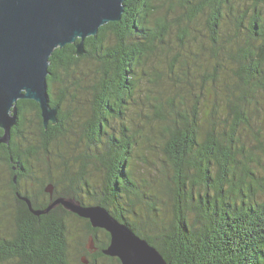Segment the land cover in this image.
Here are the masks:
<instances>
[{
  "label": "trees",
  "instance_id": "1",
  "mask_svg": "<svg viewBox=\"0 0 264 264\" xmlns=\"http://www.w3.org/2000/svg\"><path fill=\"white\" fill-rule=\"evenodd\" d=\"M239 1L176 0L183 9L179 19L185 22V27L179 29L183 34L187 23L207 13L210 48L216 56L228 55L235 79L223 108L204 109L202 102L201 109L196 101L188 111L165 112L162 107L153 111L157 119L166 120L160 133L167 160L154 185H139L132 168L137 137L146 140L143 131H131L122 124L118 134L102 138L109 119H121L129 101L134 100L136 69L161 44L169 28L166 16L155 15L156 0H124L121 19L102 25L97 35L86 37L81 57L75 55L74 43L52 51L47 76L48 103L50 107H59L57 123L44 128L38 104L18 99L17 124L11 129L9 144H0V167L7 177L6 191L0 187V264H69L68 247L74 237L78 241L87 238L88 248L82 246V251L90 257L89 264H96L97 258L120 264L117 258L101 252L109 243L106 231L93 228L88 219L61 205L37 216L18 194L26 196L34 210H44L57 197L82 205H101L154 246L170 264H264V111H254L256 99L264 96V0H251L242 10ZM234 8L238 13H230L237 24L232 39L222 44L218 40L220 27L227 10ZM241 32L244 39L239 37ZM108 34L113 35L112 43L106 42ZM85 59L96 67L89 87L91 111L84 121L85 136L94 146L103 142L102 151L92 155L103 172L96 195L90 191L85 173V160L90 156L83 153L79 168L72 172L70 157L65 158L56 148L72 129L68 103L75 102L79 85L78 78L70 82L67 78L76 75ZM213 68L216 75L217 61ZM186 74L187 69L183 75ZM210 80L217 79L210 76ZM54 84L59 85L57 93L53 92ZM67 84L74 87L73 91L69 92ZM28 112L37 119V148L30 147L23 135ZM249 133L254 139L252 144L243 139ZM22 140L26 146L21 150ZM53 142L57 150L52 153L59 161L55 168L46 169L45 176L34 180L29 160L40 148L46 162L51 152L48 147ZM21 181L37 184L36 194L24 189ZM45 184L52 185L51 193ZM81 193L86 197L92 195L93 203H85ZM8 212L11 220L6 225L1 220ZM70 218L82 222L84 230H73ZM89 238L93 239L92 253Z\"/></svg>",
  "mask_w": 264,
  "mask_h": 264
},
{
  "label": "rangeland",
  "instance_id": "2",
  "mask_svg": "<svg viewBox=\"0 0 264 264\" xmlns=\"http://www.w3.org/2000/svg\"><path fill=\"white\" fill-rule=\"evenodd\" d=\"M250 3L251 0H240V9H244ZM233 5L235 7V4ZM155 6L157 7L156 17L166 16L169 28L164 34L161 44H157L154 51L149 53L144 58L142 65L136 69L137 88L134 92V100L129 101L127 109L121 115V119H109L107 133L102 138L104 140L108 134H118L122 124L129 127L131 131L144 132L146 140H140L137 137V145L132 152L134 163L132 168L137 183L141 186L156 184V175L160 174L167 166V160L163 152V136L160 133L166 120L157 119L153 111H158L160 107L165 112L172 111V109L175 111L186 109L188 111L196 101H199V106L203 102L204 109L208 107L223 108L227 96H231L235 79L232 73L233 70H231L233 67L232 61L228 59V55L220 53L216 56L215 52L210 48L211 39L206 28L207 13L197 16L190 24L187 23L186 32L183 34L179 31L180 27H185V22L181 23L179 20L183 9L177 4L176 0H156ZM235 11L238 13L235 8L230 11L227 10V15H224L225 19L220 27V36L218 38L222 44H227L225 42L232 39L233 31L237 24L234 19ZM262 12L264 13V5ZM239 37L244 39L245 34L241 32ZM113 40L112 34L106 36V42L112 43ZM216 61L218 70L215 75L213 66ZM95 68V64L90 59H85L80 62L76 75L67 78L68 82L77 81L78 78L79 85L75 102L71 101L68 103V100L66 102L69 105L68 110L73 119L72 122H69V125H72V129L67 131L66 139L57 143L56 148L60 149L65 158L70 157L68 163H73L72 172L79 168L81 164L80 156L83 153L90 156L89 159L85 160V173L91 184L90 191L96 195L102 185L103 172L92 155L102 151L103 142H97L95 146L87 142L85 136L86 127L84 126L85 118L91 111L89 87L93 82L92 76ZM185 69H187V74L183 75ZM60 74L62 77L61 72ZM210 76H215V80H217L215 82L211 81ZM67 85L69 92L73 91L74 87ZM58 87V84L53 85L54 93L58 92ZM256 102L258 103L255 104L256 110L254 111H264V96L258 97ZM73 108H76L77 111L72 110ZM25 122L23 135L26 143H29L32 148H37L39 138L37 119L33 113L28 112L25 115ZM63 125L64 129H67V125ZM243 139L247 143L252 144L254 142L250 133L243 135ZM25 146L26 144L22 140L20 149H24ZM54 148L55 142L48 147L51 152L46 162L43 151L40 148L36 149V153L29 160L33 179L37 176L42 178V175H46L45 171L47 168L56 167L59 159L53 156L52 150ZM75 158L76 160H74ZM60 170L61 167L59 172H61ZM5 180H7L6 172L3 167H0V187L3 191H6ZM21 186L32 195H35L38 190V185H32L31 181H21ZM45 189L50 193L53 191V187L50 184H45ZM81 196L85 203H93L92 199L94 197L92 195L86 197L85 194L81 193ZM9 203L10 201H8ZM5 215L2 217V223L10 224V213L8 212ZM69 225L73 230H84L82 222L76 219L70 218ZM97 235L101 239V233ZM82 246L88 248L87 238H80V241H78L77 237H74L70 240L68 247L69 264H81V259L88 260L86 264H89L90 257L82 251ZM95 263L116 264L115 261L105 258H97Z\"/></svg>",
  "mask_w": 264,
  "mask_h": 264
},
{
  "label": "water",
  "instance_id": "3",
  "mask_svg": "<svg viewBox=\"0 0 264 264\" xmlns=\"http://www.w3.org/2000/svg\"><path fill=\"white\" fill-rule=\"evenodd\" d=\"M124 0H0V144H9L17 124L18 99L38 104L42 125L57 123L58 106L48 103L49 56L56 47L74 43L75 55L85 53L84 40L95 36L108 22H118ZM78 40V41H77ZM77 41V42H76ZM16 182V176L13 177ZM29 210L40 215L56 205L88 219L93 228L109 234L102 254L120 264H170L145 239L118 221L101 205H82L57 197L44 210H34L26 196L18 194ZM92 247L93 239H88ZM82 263L87 261L81 259Z\"/></svg>",
  "mask_w": 264,
  "mask_h": 264
},
{
  "label": "flooded vegetation",
  "instance_id": "4",
  "mask_svg": "<svg viewBox=\"0 0 264 264\" xmlns=\"http://www.w3.org/2000/svg\"><path fill=\"white\" fill-rule=\"evenodd\" d=\"M14 167H15V166H14ZM14 169H15V168H14ZM93 251H95V249L93 248V245H92V247L89 246V252L92 253Z\"/></svg>",
  "mask_w": 264,
  "mask_h": 264
}]
</instances>
